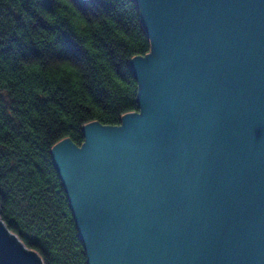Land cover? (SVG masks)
Returning a JSON list of instances; mask_svg holds the SVG:
<instances>
[{
  "label": "water",
  "instance_id": "1",
  "mask_svg": "<svg viewBox=\"0 0 264 264\" xmlns=\"http://www.w3.org/2000/svg\"><path fill=\"white\" fill-rule=\"evenodd\" d=\"M138 113L51 149L87 264H264V0H135ZM0 264H42L0 222Z\"/></svg>",
  "mask_w": 264,
  "mask_h": 264
},
{
  "label": "trees",
  "instance_id": "2",
  "mask_svg": "<svg viewBox=\"0 0 264 264\" xmlns=\"http://www.w3.org/2000/svg\"><path fill=\"white\" fill-rule=\"evenodd\" d=\"M150 52L135 0H0V222L42 264H87L51 149L138 113Z\"/></svg>",
  "mask_w": 264,
  "mask_h": 264
}]
</instances>
